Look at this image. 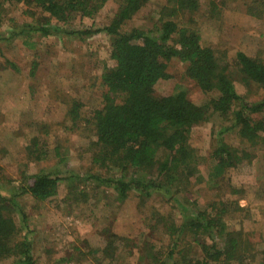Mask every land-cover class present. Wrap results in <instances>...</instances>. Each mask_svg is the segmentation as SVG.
Wrapping results in <instances>:
<instances>
[{
    "label": "trees",
    "instance_id": "obj_1",
    "mask_svg": "<svg viewBox=\"0 0 264 264\" xmlns=\"http://www.w3.org/2000/svg\"><path fill=\"white\" fill-rule=\"evenodd\" d=\"M107 1L0 0V15L8 6H19L21 13L33 18L37 25L20 24L19 32L14 34L39 32L46 36L59 32L51 24L52 19L69 23L76 17L92 18ZM202 1L161 0L151 29H124V24L147 0H120L113 18L103 28L64 31L79 38L104 31L110 37L108 57L100 76L101 99L86 118L80 115L83 103L75 99L66 111L70 121L83 119L87 127L91 163L104 170L94 179L113 192L118 202L132 193L141 203L160 194L171 196L176 205L169 217L159 211L150 216L156 224H162L169 242L159 249L147 242L150 246L144 254L148 258L146 264H232L244 259L242 248L249 251L255 247L253 239L257 232L252 231L253 235L229 224L247 209L237 203L244 192L225 175L227 169L244 160L251 161L253 151H240L229 145L222 134L235 130L252 149L264 150V116L258 117L264 111V94L255 101H247L236 91L233 78L236 74L244 85L254 83L264 91V58L251 57L243 51H236L229 58L225 51L203 45L201 27L194 17ZM206 1V17L211 20L220 15L225 0ZM247 11L260 16L264 0H249ZM173 59L183 64L185 77L206 95L201 103L192 101L185 90L169 95L156 93L155 84L170 77L167 68ZM214 115L227 124L220 127L209 153L213 162L210 180L215 183L221 179L224 187L210 201L198 205L195 200L189 201L188 195L183 199L177 195L189 192L190 179L198 175L203 159L190 143L193 128ZM59 148L60 145L54 148L57 156ZM47 155L46 142L31 137L26 145L27 158L41 161ZM60 179L43 170L28 173L22 169L18 192H0V262L11 259L10 264H37L27 238L25 213L21 209L26 227L22 237V225L11 214L20 209L14 200L29 195L34 201H47L57 194ZM104 233L106 244L101 254L105 260H112L120 237L109 230ZM261 253L258 264H264V249Z\"/></svg>",
    "mask_w": 264,
    "mask_h": 264
},
{
    "label": "rangeland",
    "instance_id": "obj_2",
    "mask_svg": "<svg viewBox=\"0 0 264 264\" xmlns=\"http://www.w3.org/2000/svg\"><path fill=\"white\" fill-rule=\"evenodd\" d=\"M248 1L225 0L220 15L211 20L206 17L207 1H202L194 15L201 27L202 44L225 51L229 58L236 51L264 58V12L260 16L251 15L247 11ZM160 2L147 0L124 24V29L134 26L151 29ZM119 4L120 0L107 1L92 18L76 17L69 23L52 19L51 24L59 32L46 36L39 32L14 34L19 32L20 24L37 25L33 18L21 13L23 9L19 6H8L0 15V192L4 195L18 192L22 169L28 173L43 170L61 178L57 194L47 201H34L29 195L14 200L20 209L11 214L22 225V237L26 227L21 209L25 213L27 238L37 264H146L148 243L159 249L169 242L162 224H156L150 216L159 211L169 217L175 205L171 196L157 194L141 203L136 193H132L123 202L116 201L114 193L94 179L104 170L91 163V138L83 119L72 122L66 117L72 100L83 103L80 115L86 118L101 99L100 76L108 57L110 37L104 31L84 38L64 31L103 28ZM167 71L170 77L155 84L156 93L169 95L185 90L196 103L205 99L195 82L185 77L183 64L173 59ZM233 78L236 91L247 101H255L264 94L254 83L246 86L238 75ZM261 116L264 111L258 115ZM226 124L214 115L193 128L190 143L203 159L198 175L190 179L189 192L183 191L178 197L188 195L189 201L204 205L224 187L223 180L218 179V183L210 180L213 162L209 153L220 127ZM31 137L46 142V159L27 158L26 145ZM222 137L240 151H253L251 161L244 160L227 169L225 175L244 192L237 203L247 209L245 214L239 213L238 218L232 219L230 226L253 235L252 231L257 232L253 239L255 247L249 251L242 248L244 259L232 264H258L264 249V150L252 149L232 129ZM57 145L60 156L54 150ZM80 193L86 196L81 197ZM104 230L120 237L112 260H105L101 254L106 244ZM10 262L8 259L0 264Z\"/></svg>",
    "mask_w": 264,
    "mask_h": 264
}]
</instances>
